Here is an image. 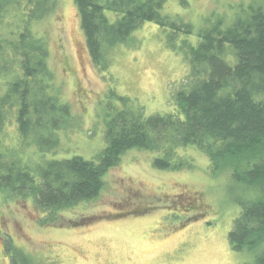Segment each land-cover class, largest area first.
<instances>
[{"label":"trees","instance_id":"16d2710c","mask_svg":"<svg viewBox=\"0 0 264 264\" xmlns=\"http://www.w3.org/2000/svg\"><path fill=\"white\" fill-rule=\"evenodd\" d=\"M167 1L74 0L88 54L102 74L110 69L111 51L144 23L166 32V46L190 65L186 86L172 94L174 110L147 114L110 88L103 106L105 147L94 158L75 154L31 166L1 149L12 116L23 145L32 142L44 153L58 149L59 133L80 117L55 83L47 39L32 28L53 11L55 0H0V78L6 80L0 92V191L8 199L33 198L41 224L59 225L67 210L100 197L107 173L128 151L153 154L155 168L184 170L194 163L181 151L194 147L208 157L213 175L226 172L252 191L238 198L228 239L235 251L254 255L252 264H264V0H246L229 18L216 14L199 28L165 12ZM12 7L22 18L7 28ZM15 251L17 264H28V254Z\"/></svg>","mask_w":264,"mask_h":264},{"label":"rangeland","instance_id":"374dc122","mask_svg":"<svg viewBox=\"0 0 264 264\" xmlns=\"http://www.w3.org/2000/svg\"><path fill=\"white\" fill-rule=\"evenodd\" d=\"M244 1L168 0L164 11L199 28L216 14L229 18ZM20 18L12 7L6 27L14 28ZM32 28L47 39L55 83L80 119L59 133L58 149L44 153L32 142L23 145L12 116L1 149L31 166L75 154L94 158L105 147L103 106L110 88L147 114H165L174 110L172 94L189 80V63L166 46V32L154 22L111 51L106 74L88 54L74 0H55L53 11ZM5 81L0 78V92ZM181 152L193 168H155L153 154L128 151L107 173L100 197L67 210L59 225L41 224L33 198L8 199L0 191V230L29 253L30 264H252L254 255L235 251L228 239L240 210L237 200L252 191L226 172L213 175L208 157L194 147ZM73 219L79 222L71 224ZM0 264L8 261L0 256Z\"/></svg>","mask_w":264,"mask_h":264},{"label":"flooded vegetation","instance_id":"af4514ba","mask_svg":"<svg viewBox=\"0 0 264 264\" xmlns=\"http://www.w3.org/2000/svg\"><path fill=\"white\" fill-rule=\"evenodd\" d=\"M0 239L3 241V243L0 245V256L3 260H7L8 264H17V256H16V248L17 245L15 244L13 238L11 235L7 236L4 235L3 231L0 230ZM13 241L12 245L14 246H9V243ZM19 248V246H18ZM26 254H28V264L29 262V253L25 251Z\"/></svg>","mask_w":264,"mask_h":264}]
</instances>
